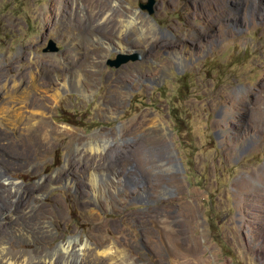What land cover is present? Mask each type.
Here are the masks:
<instances>
[{"label":"rangeland","instance_id":"rangeland-1","mask_svg":"<svg viewBox=\"0 0 264 264\" xmlns=\"http://www.w3.org/2000/svg\"><path fill=\"white\" fill-rule=\"evenodd\" d=\"M148 1L0 0L3 80L36 60L48 67L40 77L50 86L56 87L57 73L74 71L76 50L68 45L43 53L45 37H68L73 44L82 35L94 52L90 72L84 71L91 77L88 90L63 89L57 102L44 99L45 113L21 131L0 125L15 141L10 148L30 155L11 169L17 159L0 148L10 167L0 179L6 173L34 185L73 161L69 178L86 180L84 166L92 164L126 182L111 188L113 200L100 199L99 218L78 196L91 192L89 185H58L33 196L34 211L55 201L54 233L44 249L87 234L96 249L108 236L127 250L130 260L118 258L121 264H264V0H154L153 13L140 6ZM134 14L138 27L122 31ZM149 23L157 25L156 35ZM98 49L106 59L118 53L140 58L95 80ZM156 118L172 131L160 141L171 144L167 156L151 146L161 135L152 126ZM45 120L73 128L52 134L51 150L37 141ZM11 240L15 250L29 247L18 235Z\"/></svg>","mask_w":264,"mask_h":264},{"label":"bare ground","instance_id":"bare-ground-1","mask_svg":"<svg viewBox=\"0 0 264 264\" xmlns=\"http://www.w3.org/2000/svg\"><path fill=\"white\" fill-rule=\"evenodd\" d=\"M90 5L94 6L93 3H90ZM106 12L107 15L110 14V11L107 10ZM141 26L144 28L143 24ZM135 27H138L136 14L127 15V19L122 22V31ZM148 27L153 34H157L158 27L156 24L149 23ZM142 50L145 51L144 49ZM67 64L70 66L73 63L68 61ZM46 68L48 67L43 61L36 60L24 73L16 75L10 80L6 81L0 77V125H7L14 132L21 131L34 121L36 114L45 113L44 99L54 103L59 100L63 89L83 90L84 87L74 71L64 75L60 72L57 73L53 77L58 81L56 87H54L55 85H48L40 77V73ZM34 90L44 93L43 97H32ZM153 125L159 127L161 135H166L169 131L167 124L158 120V118L153 119ZM68 131L73 132V128L58 124L50 125L49 121L45 120L40 128L37 129L38 135H40L37 141L41 148L51 150L54 146L50 142L51 135H58ZM5 139H8V143L5 145L0 144V148L13 159H17L16 163H9L12 169L19 166L18 160L29 158L30 155L27 157L24 153L12 150L8 144H13L15 141L9 139L8 136L6 137L5 133L0 132V141ZM90 159H92L90 155L85 154L83 160L86 163L89 161L90 164ZM2 160L4 161L5 158L0 155V172L4 168H10L8 164L7 166L3 165ZM101 160V155H98L97 162L101 163ZM91 161L93 162V160ZM72 162L67 163L64 171L59 176L45 177L34 185L25 184L14 177H5L6 173H4L3 178L0 179V221L7 218H11V221L0 224V264H97V261L99 264H121L118 258L123 259L125 262L130 260L127 250L122 249L114 240L111 241L108 236H103L100 239V248L97 249L93 247L87 234L69 238L54 249L42 248V243L48 241L49 237L54 233V223H51L49 216L50 214L54 215L52 208L55 205V201L49 202L47 205H41L34 211L30 204V199L33 196L42 195L44 189L58 185H68L75 189L89 185L93 190L89 193L81 191L78 196L83 200L82 202L85 203L86 207L90 208L92 213L95 214L94 217L99 218L101 210L100 199L113 200L111 188L126 187V182L123 179L115 175L110 178L106 170L98 171L92 164L88 165V168L84 166L83 170L86 171V173L84 172V176H87L86 180L69 178L67 177V171L71 168V165H75V162ZM78 170H81V168H77L76 171ZM139 197L145 198L144 193H141ZM58 224L61 225L60 222ZM14 235H18L29 247L15 250L12 247L14 241L11 240ZM89 257H92L90 263L88 261ZM38 259L41 261L36 262L35 260Z\"/></svg>","mask_w":264,"mask_h":264},{"label":"flooded vegetation","instance_id":"flooded-vegetation-1","mask_svg":"<svg viewBox=\"0 0 264 264\" xmlns=\"http://www.w3.org/2000/svg\"><path fill=\"white\" fill-rule=\"evenodd\" d=\"M87 35H90V34L88 33ZM72 39L74 41L73 44H71L68 41V40H70V38L68 39V37H67V41H66L65 37L63 39H61V36L60 37H55V36L54 37H45L44 39H42L39 42L40 43L39 48L41 49V51L43 53H50V52H56L57 53V52L62 51V49H64L66 46L71 45V47L74 50H76V52H77L76 67H74V71L76 73V76L80 80V83L82 85H84L88 90L86 83L91 81V77L89 76V74L87 72H84V71L89 70V72H90L91 69H89L88 66L94 58V56H93L94 52L91 49V42L89 41L88 37H83L82 35L73 37ZM52 46L55 47L56 49L52 50V48H51ZM119 54H122V53H118V54H116V56H112V54H111L106 59L105 58V56H106L105 51L99 50V49L97 50L96 55L98 57V59H97L98 64L96 63L97 69L95 71H98V72L96 73L95 80H97V79H99V80L105 79L106 80L109 77L114 76V72L117 71L119 66H115V65L112 66V65H110L109 62L115 60ZM133 54H136V53H128V54H124V55H133ZM129 61H127V62H129ZM119 78H121V76H117V79H119ZM93 79H94V77H93ZM73 91H77V90H73ZM77 92H79V91H77ZM120 100L121 99H119V101ZM101 102H102V104H106L105 101H101ZM102 111H106V113H108L109 109L107 107H103ZM118 111H121V109L119 108ZM124 127H125V125H124ZM171 132L172 131L169 128V133L167 136L166 135L162 136V135L156 133L155 136L157 138V141H155V143L151 144L152 148H155L154 149L155 152L157 150V152L155 153L156 155H158L159 151L160 152L163 151L164 152L163 155L168 154L167 151L170 150V147H171V144H169L170 142L168 144H163L160 141H161V139L163 140V138L168 137ZM148 135H150V132ZM138 142H140V141H138ZM138 142H136L135 144H137Z\"/></svg>","mask_w":264,"mask_h":264},{"label":"water","instance_id":"water-1","mask_svg":"<svg viewBox=\"0 0 264 264\" xmlns=\"http://www.w3.org/2000/svg\"><path fill=\"white\" fill-rule=\"evenodd\" d=\"M153 5H154V0H149L147 3L145 4H141L140 6L144 9H147L149 11V13H153L154 11V8H153ZM52 50H55L56 48L55 47H51ZM140 57L139 54H133V55H124V54H119L117 56V58L113 61H110V65H115V66H120L121 64L129 61V60H136Z\"/></svg>","mask_w":264,"mask_h":264}]
</instances>
